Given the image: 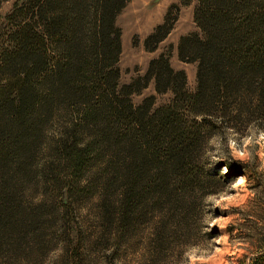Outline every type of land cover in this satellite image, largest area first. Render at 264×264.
I'll return each instance as SVG.
<instances>
[{
	"label": "trees",
	"instance_id": "trees-1",
	"mask_svg": "<svg viewBox=\"0 0 264 264\" xmlns=\"http://www.w3.org/2000/svg\"><path fill=\"white\" fill-rule=\"evenodd\" d=\"M126 1L14 0L2 16L0 245L14 241L13 264H36L60 235L66 264H86L92 252L112 263L136 247V264H168L199 241L218 168L201 160L208 138L239 123L264 128V0H196L197 30L177 44L179 59L196 63L192 90L164 53L119 81L115 20ZM170 28L166 16L145 46ZM150 79L169 100L134 104L131 93ZM234 162L220 177L233 176ZM87 215L94 229L85 231Z\"/></svg>",
	"mask_w": 264,
	"mask_h": 264
},
{
	"label": "rangeland",
	"instance_id": "rangeland-1",
	"mask_svg": "<svg viewBox=\"0 0 264 264\" xmlns=\"http://www.w3.org/2000/svg\"><path fill=\"white\" fill-rule=\"evenodd\" d=\"M14 0H4L0 4V21L2 16L9 11ZM196 0H190L186 4H181L180 0H127L116 16V24L121 30V52L119 55L118 66L120 68V82H128L145 73L148 61L164 53L168 56L171 66L175 69H182L186 74V87L192 90L195 85V67L194 61H183L177 54V44L181 35L197 30L193 21V8ZM167 16L171 23V28L167 35L159 40L154 48L145 46V39L153 31L156 25L162 23ZM152 43V38L148 39V44ZM153 95L154 100L151 108L161 105L169 100L170 92L156 93L153 88V80L140 90L131 93L130 99L134 104L139 103L145 96ZM50 123H45L48 127ZM250 123H239V129L242 134ZM262 128V127H261ZM48 129V128H47ZM45 133L48 134V130ZM51 131V130H50ZM215 134V133H214ZM253 151L252 161L249 163L234 162L236 171L230 179L220 177L224 161H219L217 173L213 176L214 183L210 186L211 192L221 189L224 184L235 178L246 175L248 183L246 189L241 190V200L237 206H232L228 211L221 212L218 208L215 215L229 216L231 220L225 227L219 229L213 227L206 235L200 231V240H211L214 237L225 236L227 242L218 247H224L226 253L224 259L229 264H245L249 255L254 256L253 264H264V148L257 145ZM230 155L225 161H232ZM207 165V162H206ZM221 165V166H220ZM238 165V166H237ZM209 166V165H208ZM214 166V165H213ZM239 167V168H238ZM91 169V168H90ZM87 175V176H86ZM85 181L89 182L90 173L86 169ZM91 180V179H90ZM28 187V185H27ZM25 197H28V188L25 191ZM205 193L204 195L208 194ZM94 199H83L84 207H91ZM92 216L79 218L82 228L87 230L94 229ZM86 233V232H85ZM63 238V239H62ZM87 243H82L83 247L89 244L91 237L87 236ZM84 242V241H83ZM239 242L245 246V255L240 256L237 251ZM66 238L64 235L58 236L54 241L47 244L45 252L39 258L36 264H66L65 247ZM75 240L73 241V244ZM14 241L5 238L0 245V264H13L16 259L14 256ZM81 247H79V250ZM235 251L236 255L229 253ZM124 253V254H123ZM121 256H118L112 263H107L98 254L92 252L85 260L86 264H136L144 257L142 250L137 247L132 251L126 248ZM239 257V258H238ZM15 262V261H14ZM68 264V262H67ZM70 264V263H69Z\"/></svg>",
	"mask_w": 264,
	"mask_h": 264
},
{
	"label": "clouds",
	"instance_id": "clouds-1",
	"mask_svg": "<svg viewBox=\"0 0 264 264\" xmlns=\"http://www.w3.org/2000/svg\"><path fill=\"white\" fill-rule=\"evenodd\" d=\"M257 145L264 148V128H261L257 121H252L242 134L233 127L225 126L222 133H215L208 138L204 147L202 162H207L211 168L219 161H225L230 155L232 161L249 163L253 158V151ZM229 169L225 166L221 175H226ZM248 178L241 175L234 180L224 184L215 191L209 192L202 199V214L199 220L202 235L209 233L213 227L222 229L231 220L229 216H217L215 210L228 211L230 207L237 206L241 200L240 192L246 189ZM227 242L225 236L214 237L211 240L190 241L188 244L174 252L168 260V264H229L224 259L226 249L216 245ZM237 251L240 256L245 255V246L236 242ZM235 256L236 252L229 253ZM239 258V257H238ZM254 256L249 255L245 264H253Z\"/></svg>",
	"mask_w": 264,
	"mask_h": 264
}]
</instances>
